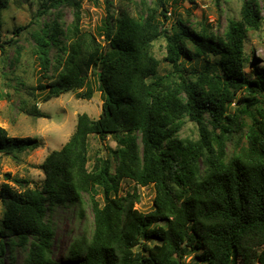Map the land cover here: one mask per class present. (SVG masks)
<instances>
[{
    "label": "trees",
    "instance_id": "1",
    "mask_svg": "<svg viewBox=\"0 0 264 264\" xmlns=\"http://www.w3.org/2000/svg\"><path fill=\"white\" fill-rule=\"evenodd\" d=\"M9 2L0 0V12ZM37 2L39 14L68 3L80 7L78 0ZM261 2L242 0L240 17L230 18L221 35L210 23L191 28L183 18L169 28L168 6L174 10L177 0L151 2L138 17L108 12L97 34L80 30V12L66 31L54 23L36 32L42 77L49 79L38 84L43 100L85 86L81 96L92 97L94 69L104 101L98 118L80 114L70 139L47 156L42 186L18 190L3 183L0 264L15 247L27 250L24 264H264V65L252 61L246 48L249 33L264 25ZM160 39L166 41L163 60L153 47ZM17 43L3 37L0 19V49ZM51 45L60 51L56 64ZM161 61L170 66L164 74ZM252 63L254 77L245 70ZM245 115L251 119L246 142H237L229 156L228 141L246 125ZM188 123L192 133L183 136ZM90 134L118 140L115 166L101 155L89 166ZM39 145L36 138L11 137L0 126V152ZM124 179L154 186L150 211L135 206L130 197L137 194H121ZM86 199L93 229L75 238L66 259L59 260L50 213L72 205L83 217ZM192 253L193 262L186 261Z\"/></svg>",
    "mask_w": 264,
    "mask_h": 264
},
{
    "label": "rangeland",
    "instance_id": "2",
    "mask_svg": "<svg viewBox=\"0 0 264 264\" xmlns=\"http://www.w3.org/2000/svg\"><path fill=\"white\" fill-rule=\"evenodd\" d=\"M78 0L80 7L74 3L64 4L59 8H52L47 14H39L37 0H10L8 6L1 10L0 19L3 26L4 38H16V45H6L4 51L0 49V126L5 128L11 137H32L39 142V147L23 152H0V192L3 183H9L18 190L25 187L42 186L45 180L43 163L47 156L54 150L61 149L76 130L78 116L87 113L90 118H98L102 113L104 101L103 93L95 87L94 69L90 71V80L93 86V95L90 98L82 97L87 86L62 93L48 101H44L42 91L38 84L46 83L49 79L42 77L41 59L36 53V32L48 28L54 23L66 31L72 28L77 21V12H80L78 26L81 31H90L97 34V29L103 24L108 12L115 16L121 11L140 16V12L146 10L148 5L156 0ZM264 5V0H261ZM261 2V3H262ZM242 0H177V4L167 15L169 20L167 26L170 28L177 18L187 19L191 28H199V23H210L214 32L223 34L230 18H239ZM23 26L24 29H17ZM19 33V34H18ZM41 33V32H40ZM39 33V34H40ZM97 36V35H96ZM62 45L68 41L59 35ZM102 45L107 44L104 36H97ZM154 53L163 60L166 54V41L160 39L154 43ZM247 51L252 56V61L258 65H264V25L259 31L250 32L246 44ZM60 53L57 45H51L49 57L52 64H56ZM65 58V53L63 54ZM62 58V60H63ZM50 68L49 74H51ZM170 70V66L161 61L159 73L164 74ZM250 77H254L255 67L248 64L245 68ZM33 87L36 89L33 91ZM264 105V99H263ZM238 104L230 107V112H235ZM246 121L237 132L233 133L232 140L228 141V155L232 156L236 150L237 142L245 143V132L247 124L251 123L250 117L245 115ZM192 124L188 123L182 135L187 136L191 132ZM89 144V166L94 162L95 155L110 158L114 162L112 151L119 146L118 140L113 135L100 138L97 134H90ZM10 173V177L7 176ZM15 178L24 179L27 182L18 184ZM128 192L137 194L138 198L130 197L135 206L142 211H150L153 208L155 189L153 185L146 187L135 185L133 181L124 179L121 182V194ZM103 199L102 194L98 195ZM87 201V199H86ZM84 215H78V208L72 205H60L50 213L49 220L56 230L54 251L59 260H65L67 249L75 238L85 234L88 236L93 229L94 217L87 203L84 205ZM5 205L0 198V222L4 217ZM5 256L6 264H12L10 258L14 255L13 264H24L27 254L26 249L15 247L8 249ZM194 254L185 256L186 261L193 262Z\"/></svg>",
    "mask_w": 264,
    "mask_h": 264
},
{
    "label": "water",
    "instance_id": "3",
    "mask_svg": "<svg viewBox=\"0 0 264 264\" xmlns=\"http://www.w3.org/2000/svg\"><path fill=\"white\" fill-rule=\"evenodd\" d=\"M102 65H103V64H102ZM102 65H101V66H102Z\"/></svg>",
    "mask_w": 264,
    "mask_h": 264
}]
</instances>
